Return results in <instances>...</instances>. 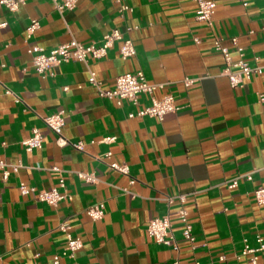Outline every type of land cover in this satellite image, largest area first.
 Returning a JSON list of instances; mask_svg holds the SVG:
<instances>
[{
	"label": "crops",
	"instance_id": "0c3cea01",
	"mask_svg": "<svg viewBox=\"0 0 264 264\" xmlns=\"http://www.w3.org/2000/svg\"><path fill=\"white\" fill-rule=\"evenodd\" d=\"M214 1L212 25L196 19L194 0H123L130 7L123 12L114 0H79L64 14L54 0H24L15 11L0 7V160L19 165L7 166L6 178L0 167V264H55L56 255L58 264H264V251L256 263L243 253L245 244L257 247V236L264 237V205L254 195L264 167V0ZM31 20L39 26L28 38ZM113 29L133 40L135 55L123 59L116 41L103 58L62 63L45 75L33 66L32 46L48 52L72 39L90 44ZM217 36L228 44L238 37L262 72L233 87L214 47ZM230 51L238 59L231 45ZM90 71L104 89L123 73L142 71L157 85L153 96L172 95L179 109L162 120L131 118L150 96L118 105L100 96ZM186 78L193 82L186 85ZM58 112L64 136L83 141L82 150L60 145L46 126L44 118ZM34 127L44 134L43 146L28 151L22 142ZM109 136L115 139L104 140ZM111 162L128 164L135 182ZM79 172L93 173L96 182ZM249 172L251 179L241 177ZM60 177L71 198L57 205L20 192V182L52 188ZM180 194L184 203L165 200ZM97 202H104L105 215L93 220L85 210ZM182 206L193 242L183 236ZM165 214L177 250L147 231L149 220ZM63 221L82 241L74 256L64 254Z\"/></svg>",
	"mask_w": 264,
	"mask_h": 264
},
{
	"label": "built area",
	"instance_id": "2783aa9c",
	"mask_svg": "<svg viewBox=\"0 0 264 264\" xmlns=\"http://www.w3.org/2000/svg\"><path fill=\"white\" fill-rule=\"evenodd\" d=\"M119 6V11L123 12L129 10L130 7L126 5L123 0H114ZM55 7L61 14H64L67 10L74 9L79 0H54ZM197 5L196 19L204 21L209 25L213 23V15L215 13L216 2L214 0H194ZM24 3V0H0V7H6L11 11L18 9L20 4ZM248 3L245 1L244 5ZM5 22L0 23V27L4 26ZM39 22L37 20H31L28 24L26 31L27 37L30 38L33 32L38 28ZM132 28L127 27L130 31ZM116 41H120V54L123 59H127L136 54V47L131 38H125L124 33L118 29H113L106 33L99 42H91L90 44H83L76 39H72L69 42L60 44L59 46L52 48L50 51L46 52L44 48L40 46H32L28 49L29 53L33 55V66L35 70L41 74H47L51 68L58 66L62 63L70 61H83L87 62L90 57L99 59L107 55L108 49L111 48ZM196 41L199 42L198 38ZM230 45L233 46L239 57L234 59L231 55ZM214 47L222 55L225 68L223 74L227 76L233 87H243L248 83L256 74L262 72V68L258 65H252L245 57V48L239 43L238 37L232 36L229 38V44L225 42V39L221 36H217L214 39ZM89 82L96 87L100 96L109 99H115L118 105H121L123 100H128L129 102L137 105L139 103V97L141 94H148L150 96V104L144 108L138 109L136 112H131L129 117L133 118L135 116L143 117H155L162 120L164 116L173 111L179 109L176 104L175 98L172 95H165L161 98H156L153 96V92L156 90L157 85L150 83L145 74L142 71L135 73L126 72L119 75L116 78L115 86L112 89H104L102 87V82L97 79L94 71H90ZM186 85H190L193 80L186 78L184 80ZM6 94H13L10 89L5 91ZM17 102L20 101L18 97L15 99ZM259 100L264 101V95H259ZM44 122L49 130L57 135V142L60 145L71 144L75 148L82 150L84 148L83 141L71 142L63 134V129L65 126V120L62 112L51 114L44 118ZM115 137L109 136L104 140L112 141ZM44 134L40 128H32L31 135L23 140L22 144L25 146L26 150L31 151L36 148H41L43 146ZM108 156L111 155L109 152ZM7 166L13 167L17 170L19 165H11L0 160V167L4 169V178L8 176V170H5ZM110 167L115 171L130 177V182L134 183L135 179L131 177L130 166L128 164H120L117 162H111ZM61 171L59 168H54ZM263 183L254 190V195L259 204L264 205V167H263ZM78 175L88 182H96L97 178L93 173L79 172ZM241 177H246L247 179L252 178V172L243 174ZM237 184V178L232 180L230 186L233 187ZM19 189L22 195L35 194L36 198L42 202H46L51 205H57L60 201L64 199L71 198L70 194L66 190V183L63 177H60L58 186L52 188H41L38 189L33 186L27 185L25 182L19 183ZM62 189V190H61ZM176 199L184 203L186 198L185 195H166L165 200L168 204H172ZM86 214L93 220H99L105 215V204L104 202H97L88 206L85 210ZM178 216L184 223L183 236L190 242L194 241V235L192 233V226L188 221V211L185 207H180L178 209ZM59 229L64 231L67 236V247L64 254L69 252L70 256H74L75 252L81 248V239L75 237L71 233V224L67 221H63L59 225ZM147 231L151 237H153L156 242L164 244L166 246H172L174 249H178L177 242L171 230V221L168 214L160 217L153 218L149 220L147 225ZM258 242L257 247H250L247 243L244 246V254H252L251 261L253 263L257 262V252L264 251V237L258 235L256 238ZM60 257L56 255L54 257L55 264H58ZM174 264H179L175 261Z\"/></svg>",
	"mask_w": 264,
	"mask_h": 264
}]
</instances>
